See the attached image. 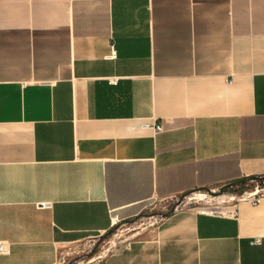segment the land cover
I'll list each match as a JSON object with an SVG mask.
<instances>
[{
	"label": "crops",
	"instance_id": "obj_1",
	"mask_svg": "<svg viewBox=\"0 0 264 264\" xmlns=\"http://www.w3.org/2000/svg\"><path fill=\"white\" fill-rule=\"evenodd\" d=\"M251 176L264 0H0V264H67L65 246ZM237 196L220 217L175 210L95 264H264V196Z\"/></svg>",
	"mask_w": 264,
	"mask_h": 264
},
{
	"label": "rangeland",
	"instance_id": "obj_2",
	"mask_svg": "<svg viewBox=\"0 0 264 264\" xmlns=\"http://www.w3.org/2000/svg\"><path fill=\"white\" fill-rule=\"evenodd\" d=\"M244 190L260 185L257 181L246 182ZM260 186H264L260 185ZM218 192V189H210ZM238 193L225 192L222 195H210L206 190H197L181 198L180 196L170 201L157 202L151 208L140 213L135 221L129 219L125 222L117 223L109 235L101 240L100 235H94L93 238H87L78 244L68 245L62 248L61 256L65 257L63 262L67 264H95L108 256L113 249L125 244V242L135 239L140 234L155 226L162 218L161 214L167 213L174 208L175 210L193 208L199 212L204 211H224L230 204L223 195L235 196ZM101 234V235H105Z\"/></svg>",
	"mask_w": 264,
	"mask_h": 264
},
{
	"label": "built area",
	"instance_id": "obj_3",
	"mask_svg": "<svg viewBox=\"0 0 264 264\" xmlns=\"http://www.w3.org/2000/svg\"><path fill=\"white\" fill-rule=\"evenodd\" d=\"M114 56H115V51H112L111 57H114ZM110 83L116 84V80H110ZM142 129L149 130L153 135L161 133L163 131L162 126L155 123V121L143 123ZM237 195H238L237 197L239 200L245 201L250 205H258L260 204V202L262 201L261 199L264 196V186L256 185L253 188H251V190H245L241 194H237ZM223 198L226 199L228 203L234 201V196L223 195ZM225 209L227 210V208ZM226 210L224 211L212 210V211H204L201 213L203 214L209 213L211 215H216L220 217L226 214ZM6 248H7L6 245H4L3 243H0V254L6 253Z\"/></svg>",
	"mask_w": 264,
	"mask_h": 264
},
{
	"label": "water",
	"instance_id": "obj_4",
	"mask_svg": "<svg viewBox=\"0 0 264 264\" xmlns=\"http://www.w3.org/2000/svg\"><path fill=\"white\" fill-rule=\"evenodd\" d=\"M259 179L263 180L264 181V177L263 178H257V177H254V176H251L249 178H241V179H238V180H235V182H232V183H229V184H226L224 186H221L219 187L218 189V192L216 191H213V190H210V189H207V193L210 194V195H222L223 193H225L229 188H234L235 186H239L241 184H244L246 182H251V181H258ZM192 192L194 191H190L188 192L187 194L185 195H182L180 196L181 198H184V197H188V195L192 194ZM175 211L174 208H172V210L168 211L167 213H164V214H161V218H166L170 215H172V213ZM136 219H133V221H135ZM110 233V230L109 232H107L105 235H100L101 236V240L105 239L107 237V235H109Z\"/></svg>",
	"mask_w": 264,
	"mask_h": 264
},
{
	"label": "trees",
	"instance_id": "obj_5",
	"mask_svg": "<svg viewBox=\"0 0 264 264\" xmlns=\"http://www.w3.org/2000/svg\"><path fill=\"white\" fill-rule=\"evenodd\" d=\"M263 182H264V181L261 180V179H259V180L257 181V183L260 184V185H263V184H262ZM244 188H245V184H241V185H239V186H235L234 188H229V189L227 190V192H232V193H238V194H241V193L244 191ZM204 190H207V189H204ZM170 216H171V215H170Z\"/></svg>",
	"mask_w": 264,
	"mask_h": 264
}]
</instances>
